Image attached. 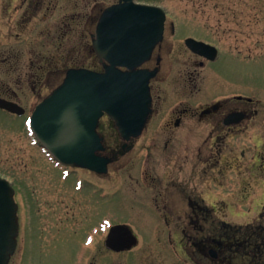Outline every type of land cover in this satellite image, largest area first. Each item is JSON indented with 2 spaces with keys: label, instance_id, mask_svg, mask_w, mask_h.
I'll return each mask as SVG.
<instances>
[{
  "label": "flooded vegetation",
  "instance_id": "1",
  "mask_svg": "<svg viewBox=\"0 0 264 264\" xmlns=\"http://www.w3.org/2000/svg\"><path fill=\"white\" fill-rule=\"evenodd\" d=\"M121 3L0 0V103L15 110L0 106V167L8 117L27 120L69 70L111 66L102 39L113 32L102 17ZM179 26L167 13L151 56L116 67L156 75L137 137L125 140L108 115L99 119L95 156L111 160L105 173L63 166L30 139L54 175L37 179L32 200L19 183V264H104V251L109 264H264L263 91L247 90L242 50L231 56ZM188 38L216 51H193ZM104 200L119 207V219L101 213Z\"/></svg>",
  "mask_w": 264,
  "mask_h": 264
},
{
  "label": "water",
  "instance_id": "2",
  "mask_svg": "<svg viewBox=\"0 0 264 264\" xmlns=\"http://www.w3.org/2000/svg\"><path fill=\"white\" fill-rule=\"evenodd\" d=\"M103 17L119 27L112 40L118 47L113 66H137L162 39L165 13L160 8L125 0ZM188 42L194 51L208 47L192 39ZM154 74L121 73L112 67L103 74L70 70L62 85L34 110L30 118L32 132L58 162L105 172L109 160L93 156L101 148L95 133L97 120L106 112L124 137L137 136L149 114L148 82ZM0 106L15 111L8 104ZM13 194L11 184L0 178V264L8 263L16 246L17 206Z\"/></svg>",
  "mask_w": 264,
  "mask_h": 264
},
{
  "label": "rangeland",
  "instance_id": "3",
  "mask_svg": "<svg viewBox=\"0 0 264 264\" xmlns=\"http://www.w3.org/2000/svg\"><path fill=\"white\" fill-rule=\"evenodd\" d=\"M162 7L168 16L176 18L179 33L215 40L233 56L242 50L248 59L242 62V71L247 75V90L263 91L264 94V0H149ZM25 121L7 118V162L0 167L2 177L15 188V201L19 203V183L25 185L31 200L33 185L39 177L53 176L46 158L30 139L22 125ZM4 151L0 152V160ZM31 178H30V177ZM37 184H35L36 186ZM34 186V187H35ZM232 185H229V189ZM225 189V191H229ZM42 196V195H41ZM44 200L47 197L43 196ZM103 215L121 217L117 205L104 200L101 205ZM47 240V236H46ZM104 253V264L112 260ZM106 255V256H105ZM11 264H19V252H15ZM99 264V263H98Z\"/></svg>",
  "mask_w": 264,
  "mask_h": 264
}]
</instances>
